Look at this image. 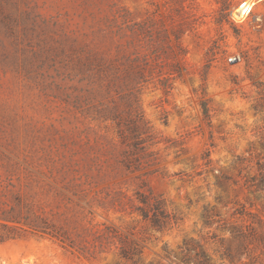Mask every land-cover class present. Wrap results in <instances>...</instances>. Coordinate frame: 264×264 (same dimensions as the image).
Segmentation results:
<instances>
[{
	"label": "rangeland",
	"instance_id": "1",
	"mask_svg": "<svg viewBox=\"0 0 264 264\" xmlns=\"http://www.w3.org/2000/svg\"><path fill=\"white\" fill-rule=\"evenodd\" d=\"M246 3L251 10L241 15ZM134 23L163 49L172 26L182 25L186 50L169 93L149 84L131 99L143 115L145 152L130 144L128 91L110 82L111 72L95 75L96 59L106 66L114 56V32ZM135 41L146 51V33L138 30ZM257 163H264V0H0V174L55 225H110L144 245L145 263L170 264L165 250L178 253L191 240L216 264H264L261 246L239 259L229 230H264L263 199L244 187ZM94 191L117 202L106 211L92 202ZM137 191L161 196L176 220L170 229L141 220ZM238 209L241 218L232 216ZM0 264L115 259L86 260L28 231L0 245Z\"/></svg>",
	"mask_w": 264,
	"mask_h": 264
},
{
	"label": "trees",
	"instance_id": "2",
	"mask_svg": "<svg viewBox=\"0 0 264 264\" xmlns=\"http://www.w3.org/2000/svg\"><path fill=\"white\" fill-rule=\"evenodd\" d=\"M146 22L149 25L147 28H149L150 22ZM180 26L182 25L172 26L171 39L166 41L164 49L158 48L156 44L153 47V34L148 29L143 30L139 23L128 25L125 28L118 27L114 32L119 40L115 45L113 58L106 66L101 59L95 61V75L98 78L107 77L111 72L110 82L117 83L119 84L118 88L128 91L129 110L135 113L134 119H136L129 135L131 147L135 151H146V147L143 145L145 141L141 138L146 130L142 112L137 106H134V99H131L135 98V91H139L149 84H153L155 88L161 89L163 93L167 94L172 89L173 82L182 77V65L186 57V50L181 44L182 29ZM138 30L146 33L148 38L144 52L139 50L135 41ZM127 32H129L128 37ZM123 38L128 39L122 42ZM114 76L115 78H113ZM201 108L204 118L207 119V104L203 102ZM104 112L103 108L99 109V113L104 114ZM120 136L123 143L128 140L123 132L120 133ZM10 176L3 177L0 174V245L15 241L28 231H32L55 238L86 260H95L112 254L115 264H153L144 262V245L120 234L110 225L93 223L92 220L88 225L74 226L72 230L55 225L45 217L44 212L40 211L41 209L36 210L32 202L16 189ZM244 187L252 194L262 197L264 209V163H257V174L244 178ZM135 196L138 203L135 208L136 212L143 222L149 223L152 229L163 233L176 222L167 212L165 201L161 196H151L141 191H137ZM107 198L108 194L103 196L100 191H94L92 202H97L100 208L107 211L108 204L114 205L117 202L114 200V202L108 203ZM236 215L239 218L243 217L244 209L235 210L232 216ZM206 217L209 216L206 214ZM229 230L231 237L239 244L238 258H242L249 246L264 248V230L257 231L248 226H234ZM149 239H145V244ZM178 250V253L165 250L170 264H216L209 254L202 251L191 240H184L182 245L178 246ZM223 250L221 258H227L232 263L234 255L228 249ZM172 259H175L176 262Z\"/></svg>",
	"mask_w": 264,
	"mask_h": 264
},
{
	"label": "bare ground",
	"instance_id": "3",
	"mask_svg": "<svg viewBox=\"0 0 264 264\" xmlns=\"http://www.w3.org/2000/svg\"><path fill=\"white\" fill-rule=\"evenodd\" d=\"M251 10V6L248 5L247 3L245 5H243L241 7V9L239 10V12L241 13V15H245L246 13H248Z\"/></svg>",
	"mask_w": 264,
	"mask_h": 264
}]
</instances>
